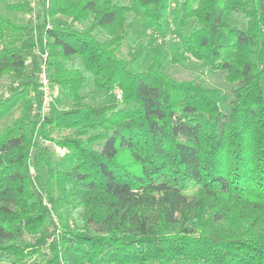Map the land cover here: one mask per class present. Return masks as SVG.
I'll use <instances>...</instances> for the list:
<instances>
[{
	"label": "trees",
	"instance_id": "1",
	"mask_svg": "<svg viewBox=\"0 0 264 264\" xmlns=\"http://www.w3.org/2000/svg\"><path fill=\"white\" fill-rule=\"evenodd\" d=\"M1 4L0 121L21 114L0 127V264H264V0ZM169 33L232 93L165 72ZM45 52L70 105L43 117Z\"/></svg>",
	"mask_w": 264,
	"mask_h": 264
},
{
	"label": "rangeland",
	"instance_id": "2",
	"mask_svg": "<svg viewBox=\"0 0 264 264\" xmlns=\"http://www.w3.org/2000/svg\"><path fill=\"white\" fill-rule=\"evenodd\" d=\"M11 2H15L16 0H9ZM124 3H128V0H119ZM173 9L182 7L181 1H175L172 4ZM0 10L4 13H9L5 4L0 5ZM15 15L13 13H10ZM20 17V13L18 14ZM171 21L174 22V10L170 12ZM27 19H31L26 16ZM56 22H66L67 19L64 16H57ZM146 29H144L140 24H138L134 20H130L129 22V39L126 41L123 46L120 48L119 54L126 58H131L138 49L144 44L146 41ZM163 45V53L169 56V60L164 62V70L173 78L178 80H189L193 78H199L206 85L211 87H217L222 89L225 93L231 94L233 86L226 81V72L220 70H213L210 68L208 63L202 60H197L190 56H179L180 54V45L178 42V38L172 34H168L165 39L160 41ZM178 55V56H177ZM152 54L149 52H145L142 58V67L151 61ZM172 59H178L176 62L171 61ZM137 68L139 64H136ZM11 83L9 77H3L0 79V95L7 94L8 85ZM123 97V93H122ZM104 99V96L95 94L92 91V88H89L87 101L90 103H96ZM122 99V98H121ZM119 99V100H121ZM70 105V100L62 93L61 89L58 86H53V109L60 110L61 108L67 107ZM21 114V105L16 107L13 111H11L4 119L0 121V127H5L11 123V121ZM45 145L51 146L54 149V143L51 141H46ZM35 157V151L33 152L32 161ZM39 172L34 170V177L39 184H41L40 179L36 176ZM43 177L46 178V173L42 172ZM36 258L35 260H37ZM8 259L0 257V262H7ZM31 263V262H30ZM28 263V264H30Z\"/></svg>",
	"mask_w": 264,
	"mask_h": 264
},
{
	"label": "built area",
	"instance_id": "3",
	"mask_svg": "<svg viewBox=\"0 0 264 264\" xmlns=\"http://www.w3.org/2000/svg\"><path fill=\"white\" fill-rule=\"evenodd\" d=\"M31 11L27 14L31 20L36 22V8H37V0H29ZM50 27V25H49ZM47 52L43 54V62L40 66V70L38 73V83H39V93H40V105H41V114L42 116L48 115L53 110V87L51 84V80L49 77L48 67L46 64ZM31 61V58L28 62ZM115 95L117 99L122 98V91L117 89L115 91ZM54 149L56 150L58 155H64L66 152L65 148L58 147L54 144Z\"/></svg>",
	"mask_w": 264,
	"mask_h": 264
}]
</instances>
